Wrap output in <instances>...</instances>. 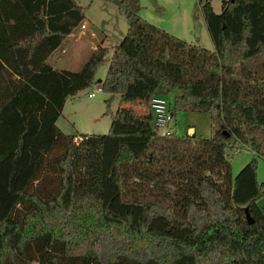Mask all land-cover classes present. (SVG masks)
Segmentation results:
<instances>
[{"label":"trees","instance_id":"trees-1","mask_svg":"<svg viewBox=\"0 0 264 264\" xmlns=\"http://www.w3.org/2000/svg\"><path fill=\"white\" fill-rule=\"evenodd\" d=\"M113 1L128 20L101 86L105 133L64 132L66 99L92 86L110 47L77 71L48 58L85 17L77 0H0V264H264V182L234 175L229 142L264 136V0H199L214 48ZM138 80L177 90L173 111L212 113V136L162 134L114 111ZM152 110V109H151ZM248 210L254 221L249 223Z\"/></svg>","mask_w":264,"mask_h":264},{"label":"rangeland","instance_id":"rangeland-1","mask_svg":"<svg viewBox=\"0 0 264 264\" xmlns=\"http://www.w3.org/2000/svg\"><path fill=\"white\" fill-rule=\"evenodd\" d=\"M210 1L217 12L222 10V0ZM77 2L83 7L86 14V19L84 17L82 24L85 23L88 28L85 33H81L82 24L80 23L73 31L74 36L72 39L81 38L76 41L80 43L88 40L93 31L100 37L108 34L106 45L110 46L111 49L106 55L105 62L97 69L94 84L82 91L74 101L70 99L67 102L61 115V122L64 123V127L68 129L67 131L71 133L80 134L77 128L73 127L72 121H77L80 131L105 133L110 130L113 119L111 114L102 112L106 109L102 102L110 94L97 89L101 84L99 78L106 76L114 50L112 45L120 43L123 39L128 29V20L113 1L77 0ZM141 3L143 7L140 14L150 22L190 42L200 43L210 49L214 48L202 13V3L199 0H141ZM96 38L98 39V37ZM259 65L263 67L261 63ZM262 69L264 70V67ZM93 89L96 90V96L89 97L88 91ZM176 92L177 90H171V93L166 95L172 103ZM73 103H76V105ZM115 103L117 105L118 102ZM100 107L102 108L100 109ZM172 125L176 133L181 135L189 133L191 127L195 128L197 135L210 137L214 133L210 111L179 109L175 113ZM164 129L165 127L161 130ZM257 137L262 146V152H264V136L258 135ZM76 139L78 140L80 137L77 135ZM227 153L231 159L234 175L252 157L256 156L258 159V180L264 182V154L256 150L254 143L249 142L246 144L240 141L234 143L231 140L227 147ZM259 204L264 208V195L259 199ZM34 264H37V262Z\"/></svg>","mask_w":264,"mask_h":264},{"label":"crops","instance_id":"crops-1","mask_svg":"<svg viewBox=\"0 0 264 264\" xmlns=\"http://www.w3.org/2000/svg\"><path fill=\"white\" fill-rule=\"evenodd\" d=\"M86 19V14H85ZM83 22V21H82ZM81 22V24H82ZM81 33H85L86 29L88 28V25L85 27H82ZM127 32V31H126ZM74 36V32L70 33L68 37L65 39L63 48L55 53H53L49 58L48 61L51 65H53L54 68L57 69H68L72 71L79 70L82 65L85 63V61L90 57L92 54V51L97 48V44L94 42L93 38L98 37L100 44L103 46L106 45V40L108 38V34H105V36L100 37L97 33L94 31L92 32V35L89 37L88 40L81 41L80 43H77L76 41L80 40L78 39H72ZM97 39V40H98ZM116 44L112 45L113 49ZM110 47V46H108ZM111 49V47H110ZM112 58V57H111ZM107 61V60H106ZM107 74V73H106ZM104 79L103 77H100V83H102ZM101 85V84H100ZM86 89V88H85ZM85 89L79 91L75 95H70L67 97L65 105L62 110V114L64 112V109L66 107L67 102L71 99L74 101L76 97H79V94L84 91ZM94 90V89H93ZM91 91V90H89ZM88 91V92H89ZM152 92L148 89V85L140 80L135 85H132L129 87V90L124 98H121V96H117L114 102L112 103V109L116 111H123L127 117H129L130 121L132 122H139L141 124L144 123V119L146 117H150L152 115V110L150 108V97ZM96 96V95H95ZM93 96V97H95ZM90 97V96H89ZM107 97H105L106 99ZM105 99L102 102L103 106H105ZM118 102L117 105L115 102ZM76 105V103H73ZM102 106V105H101ZM102 107H100L101 109ZM104 112V111H102ZM61 114V115H62ZM61 115L57 119V124L59 127L66 133H71L67 131L68 129L64 127V123L61 122ZM72 125L74 128H77V130L82 133H92V132H84L80 131L81 129L77 125V121H72ZM76 134V133H74ZM80 134H77L80 136Z\"/></svg>","mask_w":264,"mask_h":264},{"label":"built area","instance_id":"built-area-1","mask_svg":"<svg viewBox=\"0 0 264 264\" xmlns=\"http://www.w3.org/2000/svg\"><path fill=\"white\" fill-rule=\"evenodd\" d=\"M86 24L83 23L82 27H85ZM98 90H102V86L100 85ZM96 95V90H91L88 92V96L93 97ZM150 108L152 109L153 117L155 120V124L158 126L159 131L162 134H171L173 133L174 127L172 125V121L174 119L175 113L173 111V106L171 101L162 94H153L150 97ZM165 127L164 130H161Z\"/></svg>","mask_w":264,"mask_h":264},{"label":"water","instance_id":"water-1","mask_svg":"<svg viewBox=\"0 0 264 264\" xmlns=\"http://www.w3.org/2000/svg\"><path fill=\"white\" fill-rule=\"evenodd\" d=\"M93 40L97 44V46L100 45V42L97 40V38H93ZM262 68L263 67L260 66V69H259V76H260V78H264V70ZM189 133L191 135H196L195 128L194 127H191ZM246 210H247V218H248V221H249V223H252L254 221V218L250 214V212L248 210V207L246 208Z\"/></svg>","mask_w":264,"mask_h":264}]
</instances>
